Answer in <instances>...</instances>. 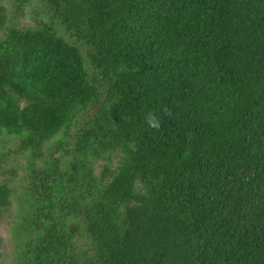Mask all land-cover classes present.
<instances>
[{
  "label": "trees",
  "instance_id": "obj_1",
  "mask_svg": "<svg viewBox=\"0 0 264 264\" xmlns=\"http://www.w3.org/2000/svg\"><path fill=\"white\" fill-rule=\"evenodd\" d=\"M9 1L11 264H264V0Z\"/></svg>",
  "mask_w": 264,
  "mask_h": 264
},
{
  "label": "rangeland",
  "instance_id": "obj_2",
  "mask_svg": "<svg viewBox=\"0 0 264 264\" xmlns=\"http://www.w3.org/2000/svg\"><path fill=\"white\" fill-rule=\"evenodd\" d=\"M0 5H5L9 9V11L13 10V6L11 5L9 0H0ZM12 14L13 12H9L10 16H12ZM23 24H31V21L25 19ZM5 140L6 141H4V144L7 145V147H1L0 149L1 153H4L6 155V157L4 158L6 162H4L2 165L5 175L2 174L0 178L3 179L5 176L12 177V173L10 171L15 170L16 176H13L14 181L12 182V184L14 183L15 185H22L24 184V181L22 183V180L27 175V170H25L27 157L16 152L19 139L5 138ZM13 201V211H15L17 202L15 198ZM14 219L15 217L11 213H7L4 216L0 217V236L3 239L0 245V264H11L16 254L15 245L11 238Z\"/></svg>",
  "mask_w": 264,
  "mask_h": 264
},
{
  "label": "clouds",
  "instance_id": "obj_3",
  "mask_svg": "<svg viewBox=\"0 0 264 264\" xmlns=\"http://www.w3.org/2000/svg\"><path fill=\"white\" fill-rule=\"evenodd\" d=\"M150 119H151V118H150ZM152 126H154V127H155V126H156V125H155V123H153V125H152Z\"/></svg>",
  "mask_w": 264,
  "mask_h": 264
}]
</instances>
